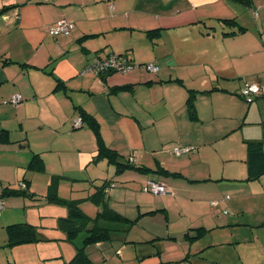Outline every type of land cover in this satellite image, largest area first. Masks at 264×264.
<instances>
[{
  "label": "crops",
  "instance_id": "obj_1",
  "mask_svg": "<svg viewBox=\"0 0 264 264\" xmlns=\"http://www.w3.org/2000/svg\"><path fill=\"white\" fill-rule=\"evenodd\" d=\"M261 1L252 0L251 8H246L251 9V13L255 9L257 17H261L262 22H255L252 31L264 30V0ZM235 6L242 7L226 0H0V57L11 62L0 67V134L7 131L10 140L8 144L0 142V193L6 187L22 189L18 185L22 182L27 190L41 198L40 202L20 195L3 199L0 245L6 242L7 225L27 222L37 226L38 220H30L29 215L45 204V195L35 192L33 184L25 179L28 174L22 176L21 169L32 151L41 153L45 168L57 158L61 172L66 175V181L62 182L72 189L88 179L96 189L102 180L114 174V167L104 163L99 171L89 168L100 163H92L97 150L94 135L87 127L73 129L71 125V120L83 110L99 123L102 140L109 149L132 159L136 165L155 168L159 163L170 172L180 173L156 177L170 190L163 197L140 191L150 176L125 174L122 180L128 182L117 190L112 188L105 196L113 211L135 220L151 209L167 210L168 219L157 216L158 223L163 224L172 220L169 213L175 209L177 216L183 219L180 224H201L202 233H209L205 240L190 241L185 237L187 240L181 241V248L174 250L185 254L183 258L188 255L185 262L193 260L202 264L206 259L211 264H264V175L247 180L245 163L246 143L264 142V112L257 114L260 116L257 127L251 129L243 123L242 172H237L239 167L233 164L234 152H222L215 166L205 163L204 167L197 163L196 148L192 157L172 154L176 147L173 143L182 128L190 129L199 124L189 118L185 106L188 91L196 95L194 102L212 100L213 115L234 122L231 129L241 122L244 105L241 101L238 103L236 96L246 85L260 88L257 98L264 104V38L257 39L250 33L251 29L242 25V11ZM204 7L206 10L199 12L198 9ZM224 17L236 18L246 32L233 37L222 36L218 19ZM58 20L74 23L69 36L55 39L48 35V28ZM135 21L138 26L133 24ZM155 28L162 29L160 51L147 53L146 57L135 55L133 40L127 31L140 34L142 37H137L140 39L146 38L144 31ZM179 30L187 32L182 40L173 38ZM86 35H95V38L90 36L77 42ZM129 49L135 63H155L160 67L159 72L134 69L125 75H109L104 83L90 74L78 76L81 69L95 59ZM51 60H54L53 75L42 71ZM242 65H247L248 69H243ZM57 80L64 84L65 90ZM126 84H131L133 91L117 88ZM16 95L22 99L17 106L1 103ZM195 108L196 115L202 111L200 105ZM233 146L235 148L236 142ZM82 170L86 173L80 176ZM50 172L54 171L50 169ZM55 178L57 190L62 192V175L53 174L44 184L49 185L50 179L57 181ZM94 192L90 187L85 198L89 197L88 201L80 204L89 216L100 211L92 199ZM174 199L177 200L175 208L170 204ZM116 205H125L127 210L122 211ZM59 215H66L64 209ZM43 218L36 216V219ZM100 224L116 230L125 227L106 221ZM56 225L57 220L54 229L58 230ZM135 225L144 232H151V236L147 232V238L135 237L136 244L157 246L159 240H171L170 244L174 245L172 240L178 239L171 238V233L163 236L153 232L154 226L146 216L139 217ZM128 234L117 232L113 238L122 241ZM62 237L55 239L61 250L60 242L65 241V235ZM223 237L226 238L223 240ZM151 238L160 239L148 243ZM82 239L75 243L79 246ZM31 245L34 244L26 246ZM223 246L231 252L230 256L214 254ZM73 252H67V262ZM43 256L39 253L37 261ZM0 257L4 258V262L0 258V264H7L8 255ZM12 259L15 264V258Z\"/></svg>",
  "mask_w": 264,
  "mask_h": 264
},
{
  "label": "rangeland",
  "instance_id": "obj_2",
  "mask_svg": "<svg viewBox=\"0 0 264 264\" xmlns=\"http://www.w3.org/2000/svg\"><path fill=\"white\" fill-rule=\"evenodd\" d=\"M173 1V0H170ZM256 3V0H254ZM263 2V0L261 1ZM160 8L163 7V4L159 2ZM241 9L242 11V25L247 27L248 29H251V34L255 35L257 39L259 37L263 36L264 38V30L261 28L260 30L252 31V27L254 28L255 22L260 24L261 17H257V11L255 9H252L253 13H251V9H246L243 6H235ZM206 10V7L199 8V12H202L201 10ZM257 17V18H256ZM256 18V19H255ZM148 19H152V16H149ZM134 25L138 26L139 23L137 21L133 22ZM259 29V28H258ZM221 30L220 28L218 29ZM129 36H131L134 44L133 52L137 56L146 57L147 53L152 55L155 51L159 52L161 49L162 43L159 41L160 37L156 40L149 41L146 38H137L142 37L140 34L131 32L130 30L127 31ZM218 32V31H217ZM187 34L184 30H179L175 32L174 39L182 40L183 37ZM170 39V38H169ZM168 39V40H169ZM261 42V40H259ZM124 48V45H123ZM201 48V47H200ZM243 69H248L247 65H242ZM262 76L264 77V72L262 73ZM246 84V83H245ZM264 92V88H263ZM262 94V90H261ZM260 95V89L259 93ZM252 96L248 98L240 97L239 95L236 96L237 101H241L244 105L242 107V115H241V122L237 123L236 128L231 129L235 126V123L228 122L223 118H219L218 115H213V108H212V100H203V102H194L195 106L200 105V108L202 111L197 115L200 118H197L198 120L192 122L194 124H198L196 127H192L190 129H186V127L182 128V132L180 136H177L175 139V142L173 143L176 147L180 148L181 146H191L196 148V156L199 155V158L197 160V163L200 167H204L205 163L209 165H216L217 161L221 160L220 154L222 152L229 153L234 152L236 161L233 162V164H236L239 169H237V172L241 170L242 172V126L244 122L248 124V128H255L257 127L256 122L259 119L260 116H258V113L264 112V104L258 100L257 96ZM258 100V101H257ZM250 101V102H249ZM264 101V100H262ZM213 102H216L213 99ZM2 103V102H1ZM10 105V104H8ZM260 108V110H259ZM239 109V108H238ZM256 115V116H255ZM255 116V117H254ZM254 117V120L252 118ZM226 121V122H225ZM254 122V124L247 123V122ZM250 125V126H249ZM228 135V136H227ZM152 136V135H151ZM236 142V146L234 148L233 144ZM241 145V148H240ZM180 146V147H178ZM174 150H172V154ZM194 156V154L189 155ZM189 156H185L188 158ZM29 158V157H28ZM27 163H25L24 167L21 169L22 176L24 177L26 174H28V177L25 178L27 181L29 180L33 187L35 188V192L38 194L46 195L48 192V185L44 184V181L49 180V177L53 174L56 175H62L64 178L61 179L62 181H66V175H63L61 172V169L58 164V159L54 161V159H51L50 161H54L52 165L49 167H46L43 172L41 173H35L30 172L26 169V166L28 164V160H26ZM25 161V162H26ZM179 161V160H178ZM100 163L96 165H90L89 168L91 170L99 171L102 169L107 163L104 161H99ZM103 163L105 165H103ZM232 164V165H233ZM53 170L54 172H50L49 170ZM83 173H86L84 170L80 172V176L83 175ZM15 186H18L17 183ZM92 187L95 190V187L92 186V182L88 179L85 182L80 181L77 183L75 187L70 188V185L64 184L62 182L61 188L62 192L59 191L58 194L60 197L65 199H76V200H83L87 196V192L89 191V188ZM118 187H116L114 190H117ZM112 189V190H113ZM58 191V190H57ZM72 196V197H71ZM86 201H82L81 204H85ZM44 204V203H43ZM174 208L175 204H177V200H173L170 203ZM120 210L126 211L127 207L125 205H116ZM162 206V205H160ZM65 209L63 206H56V205H48L44 204L40 207L36 208L34 214L29 215L30 220H38L36 223L38 227H41L40 234L43 238V240L39 243H36L31 246L26 245H19L14 246L10 249L7 248H0V256L6 257L12 256V258H15V264H67L66 255L67 252H73L75 251L74 246L72 243H68L66 241H61V248L59 245H57V241L55 239L57 238H63V233L60 232V230H55V224H56V217L59 216V211ZM129 212H132V210H129ZM167 210L165 212H156L153 215H143L148 218V222L153 225L152 227L153 232H159L163 236H168L169 233H171L169 236L171 238L178 237L177 241H173L174 245H171L169 241H160L156 244L157 246H152L150 244H124L122 241H108L105 244L101 243L102 245H95V246H89L86 248L85 252L89 256L91 262L93 264H196V261L189 260L188 262L184 261V255H181L180 251H174L176 249H180L181 245L183 243L181 241L187 240L185 237L187 235H193L196 236L202 227L201 224H195L190 225L188 222H181L183 220L179 218L176 214L175 209H173L172 212L169 213L170 218L172 220L168 223L163 222V224L158 223L157 216L163 217V219H168ZM23 215H26V212H24ZM36 216H43V219H36ZM94 215L93 217H95ZM142 216V217H143ZM21 218L22 216H17ZM194 226V227H193ZM170 227V229H167ZM2 231V230H0ZM130 232L127 237L134 239L135 237H144L147 238L150 231L144 232L141 227L132 224L131 229L128 231ZM126 232V233H128ZM62 234V235H59ZM154 233H152L153 235ZM209 233H205L202 235L203 240H205L208 237ZM151 236V235H150ZM84 237V233L80 234V236L77 239V242H80L81 239ZM226 237H223V240ZM5 240H6V234H5ZM6 242L4 241V244ZM3 244V243H2ZM2 246V245H0ZM34 246V247H33ZM33 247V248H31ZM144 247H146L147 251L144 252ZM227 247L223 246L215 251L214 254L224 255V256H230L231 252L226 249ZM157 250L160 251V253H157ZM44 254L43 257L39 258L37 261V255L38 254ZM213 254V253H211ZM3 258V257H0ZM10 258V260H13ZM209 260V259H208ZM4 262V258L2 260ZM1 263V259H0ZM202 264H211L207 263L206 259H204Z\"/></svg>",
  "mask_w": 264,
  "mask_h": 264
},
{
  "label": "trees",
  "instance_id": "obj_3",
  "mask_svg": "<svg viewBox=\"0 0 264 264\" xmlns=\"http://www.w3.org/2000/svg\"><path fill=\"white\" fill-rule=\"evenodd\" d=\"M226 1L233 3V4L235 3L238 5H241L245 8H251L252 6L251 4L252 0H226ZM6 8L7 7H5V9L3 10H6ZM62 21L71 23L73 25L70 31L68 33H57V34L52 33L51 27L53 28L54 24L56 23L55 22L48 28L47 30L48 35H50L51 37L55 39L59 37L69 36L72 30L74 29L75 25L71 21H67V20H62ZM218 21L220 23L221 34L224 37H233L237 34L246 32V28L241 26L239 22L237 21V19L234 17L232 18L224 17V18L218 19ZM213 29L214 28L210 30H213ZM143 34L145 35L147 40L153 41V40L158 39L161 36L162 29L155 28V29L146 30L143 32ZM90 36L95 38L94 37L95 35H86L84 37L79 38L77 42L79 41L83 42L85 38H89ZM110 57L119 58V60L121 62H124L129 68L126 70H121V69L115 70V69L108 68L107 70L102 72V74H100L99 76H96L91 73H86L84 72V69H81V71L78 73V76L90 74V75H93L95 78H100V80L104 83L105 82L104 79L109 75H114V74L125 75L133 71L134 69H140L147 73L156 74L159 72V69H160L159 65L155 63H135L132 60L130 49L124 53L109 54L106 57H100L98 59H95L91 64L105 62L106 59ZM53 62L54 60H51L46 65V67L42 68V71L50 75H53V68H54ZM10 63L11 62L8 61V59L6 58L2 59L0 57V67L4 65H10ZM149 64L156 65L158 67V71L148 72L147 70H145L144 67ZM22 66L26 67V65H22ZM176 81L177 80H175V82ZM177 82L181 84L180 81H177ZM58 85L60 86L61 89H64V90L66 89L64 84L61 81H58ZM117 88L122 91H133L134 89V87L131 84L122 85ZM211 91L212 90L207 91V92L203 91L201 94H207ZM195 97L196 95L192 91H188V97L185 103L187 112L189 114V118L193 121L197 120L196 108H195V103H194ZM75 108L79 109L80 107L76 106ZM77 119H80L81 121V125L79 127L74 126V122ZM71 125L73 129H80L81 127L84 126L92 131L95 141H96V146H97L95 157L93 158L92 163L95 164V163H98L99 161H105L107 165L114 167L115 172L112 176L111 175L109 177L106 176L107 178L102 180L101 185L97 186V188L95 189V192L92 194V199L95 202L94 203L95 206L100 208V211H98L95 214L96 215L95 217L85 214L80 207V204L82 203V201L87 202L89 197L83 200H73V199H65L59 196L58 191H57V184H58L57 178H55L57 181H53V179L52 180L50 179V183L48 185V192L46 193L44 197V203L48 205L63 206L65 208L64 211L66 215L58 216L56 228L65 235L64 240L68 243H72V245L75 248V251L73 252L72 257L67 262V264H93L89 256L85 252L87 247L95 246L96 244L102 245L101 243L105 244L108 241H112L114 240L113 234L117 232L128 234L129 233L128 231L131 229V225L136 224L138 218L142 217V216H139L135 220L127 219L126 217L122 216L120 213L113 211L109 207L108 198L107 199L105 198V196L109 193V191L112 188H116V187L119 188L123 186L126 182H128V181L122 180L126 178L125 174L129 176V174L134 175L135 173H137L141 175L142 177L150 176V179H147L143 182L140 188V191L142 193L152 194L148 191L144 192L143 188L147 183H154L156 185L163 186L166 189V192L164 194H154V195L152 194V195L156 197H163V196H167L168 193H170V190L167 189V187L159 180V178H156V177L157 176L163 177L166 174L167 176H177L178 174L180 175V173L170 172L164 169L157 162H156L157 164L155 168H149V167H145L142 165H136L134 162H132V159L124 158L122 155H120L116 151L109 149L102 140L100 130H99V123L96 121V119L92 115L86 113L83 110H79V115L77 116V118H74L71 120ZM0 140H1L0 142H3L4 144L10 143L7 131L3 130L1 132ZM181 149L183 150L191 149V150L177 154L176 151L181 150ZM173 150H174L173 153L175 155H178V157L179 156H189L195 151V149L191 147H180V148H175ZM245 163L247 167V180L253 181V180L258 179L260 176L264 175V142H247L246 143ZM44 166H45L44 159L41 153L32 151L30 153V158L26 166V169L30 172L41 173L44 171V168H45ZM151 177L152 178L155 177V179H151ZM18 185L22 189L12 190L6 187L3 189V191H1L0 209H2V206H3V199H5V197L9 195H20L24 199L37 200V202H40L41 198L35 195L34 192L27 190L26 189L27 185L25 183L23 184L21 182V183H18ZM156 212L157 210L151 209V210H148L147 213L143 215H147V214L153 215ZM102 221H106L107 223L116 224V225L121 224V225H124L125 227L122 230L121 229H117V230L111 229V228L101 225L100 223ZM38 230L39 229L37 226L29 224L27 222L9 224L5 228L6 243L0 246V248L10 249L14 246L30 245V244L39 243L43 240V238ZM202 231L204 230L200 229V232L198 233V235H196L197 236L196 238L194 236H189V235H187V237H189L188 239L190 241L200 240L203 237L202 235L204 234L202 233ZM82 233H84V237L82 239L81 244L78 246L75 243V241L78 239L79 235ZM151 239L152 240L149 241L148 243H153L159 240L160 238H156V239L151 238ZM135 241H136L135 239L129 238L127 236L122 240L124 244H136ZM144 243H147V241ZM187 256L188 255L185 256L184 260L187 259ZM10 258H12V256H8L7 264H13V260H10Z\"/></svg>",
  "mask_w": 264,
  "mask_h": 264
},
{
  "label": "built area",
  "instance_id": "obj_4",
  "mask_svg": "<svg viewBox=\"0 0 264 264\" xmlns=\"http://www.w3.org/2000/svg\"><path fill=\"white\" fill-rule=\"evenodd\" d=\"M72 27H73V25L71 23H68L65 21H57L54 24L53 28L51 27V32L54 34L68 33ZM108 68L115 69V70H117V69L126 70L129 67L124 62H121L119 60V58L110 57V58L106 59L105 62L93 63V64L87 65L84 69V72L99 76L100 74H102V72H104ZM144 68L148 72H157L158 71V67L154 64L146 65ZM258 93H259V87L257 85L248 84V85H246L245 88L241 89L240 96L243 98H248V97L258 95ZM20 101H21V96L16 95V96L10 97L7 101H4V103H10V104L16 106V105H18V103ZM80 125H81L80 119L75 120L74 126L79 127ZM189 150H191V149H184V150L181 149V150H177L176 153L180 154L182 152H187ZM143 190H144V192L148 191V192L152 193L153 195L154 194H164L166 192V189L163 186H159V185H156L154 183H147L144 186Z\"/></svg>",
  "mask_w": 264,
  "mask_h": 264
},
{
  "label": "clouds",
  "instance_id": "obj_5",
  "mask_svg": "<svg viewBox=\"0 0 264 264\" xmlns=\"http://www.w3.org/2000/svg\"><path fill=\"white\" fill-rule=\"evenodd\" d=\"M58 21H62V20H58ZM90 64H91V63H90ZM87 65H89V64H87ZM87 65H86V66H87ZM86 66H85V67H86ZM85 67H84V69H85ZM239 96H240V94H239ZM240 97H241V96H240ZM7 100H8V99L3 100L2 103H4V101H7ZM21 100H22V99H21ZM20 102H21V101H20ZM20 102H19V103H20ZM4 104H10V103H4ZM16 106H17V105H16Z\"/></svg>",
  "mask_w": 264,
  "mask_h": 264
}]
</instances>
